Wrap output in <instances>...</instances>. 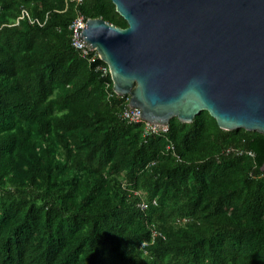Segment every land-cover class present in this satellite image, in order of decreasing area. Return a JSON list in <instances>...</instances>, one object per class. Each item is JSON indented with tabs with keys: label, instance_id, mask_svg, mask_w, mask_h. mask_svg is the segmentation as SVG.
<instances>
[{
	"label": "trees",
	"instance_id": "trees-1",
	"mask_svg": "<svg viewBox=\"0 0 264 264\" xmlns=\"http://www.w3.org/2000/svg\"><path fill=\"white\" fill-rule=\"evenodd\" d=\"M0 7V264H264L263 133L207 110L149 135L124 119L69 29L128 27L112 0ZM23 8L45 24H15Z\"/></svg>",
	"mask_w": 264,
	"mask_h": 264
},
{
	"label": "water",
	"instance_id": "water-1",
	"mask_svg": "<svg viewBox=\"0 0 264 264\" xmlns=\"http://www.w3.org/2000/svg\"><path fill=\"white\" fill-rule=\"evenodd\" d=\"M123 28L88 18L81 39L144 120L264 134V0H112Z\"/></svg>",
	"mask_w": 264,
	"mask_h": 264
},
{
	"label": "built area",
	"instance_id": "built-area-1",
	"mask_svg": "<svg viewBox=\"0 0 264 264\" xmlns=\"http://www.w3.org/2000/svg\"><path fill=\"white\" fill-rule=\"evenodd\" d=\"M82 1V0H78ZM1 9V7H0ZM28 19L30 23L43 26L45 24V21H42L40 18L32 17L28 11V9L23 8L21 10L20 15L17 17L15 24H19L21 20ZM87 22V18H85L82 14H79L76 16V18L73 20V22L70 24L69 29L71 31V40L72 45L80 51V54L82 57L88 59L89 61H94L96 57H100V55L97 53L94 54L95 48L90 47L84 41L81 39L80 34L82 33L85 25ZM101 58V57H100ZM100 69L106 74L109 70L106 66H100ZM129 96V95H128ZM122 117L126 119L128 122L131 123H139L144 122L145 128H144V135L149 134H158V133H166L169 130L168 124H157L152 123L144 120L142 117V112L139 108L133 107L130 105V97H128L127 104L125 108L122 111ZM168 148L170 150L173 149V145L169 144ZM154 203H157V200H153ZM141 206L143 208L147 207V203L144 201L141 203ZM155 234H159L157 231L154 232Z\"/></svg>",
	"mask_w": 264,
	"mask_h": 264
},
{
	"label": "rangeland",
	"instance_id": "rangeland-1",
	"mask_svg": "<svg viewBox=\"0 0 264 264\" xmlns=\"http://www.w3.org/2000/svg\"><path fill=\"white\" fill-rule=\"evenodd\" d=\"M96 50V49H95ZM98 52V51H97ZM99 54V53H98Z\"/></svg>",
	"mask_w": 264,
	"mask_h": 264
}]
</instances>
